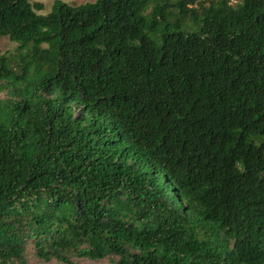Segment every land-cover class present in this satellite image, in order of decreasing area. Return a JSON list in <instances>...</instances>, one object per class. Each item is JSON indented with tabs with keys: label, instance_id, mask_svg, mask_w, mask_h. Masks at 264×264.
<instances>
[{
	"label": "trees",
	"instance_id": "trees-1",
	"mask_svg": "<svg viewBox=\"0 0 264 264\" xmlns=\"http://www.w3.org/2000/svg\"><path fill=\"white\" fill-rule=\"evenodd\" d=\"M234 1L0 0V264H264V0Z\"/></svg>",
	"mask_w": 264,
	"mask_h": 264
},
{
	"label": "rangeland",
	"instance_id": "rangeland-1",
	"mask_svg": "<svg viewBox=\"0 0 264 264\" xmlns=\"http://www.w3.org/2000/svg\"><path fill=\"white\" fill-rule=\"evenodd\" d=\"M56 1L66 3L68 5L78 6L85 3H93L95 0H30L32 4L34 3H41L43 5V8L41 11L37 12L41 15H46L50 13L53 10V5ZM176 0H172V2H175ZM232 4L235 5L236 1L231 0ZM31 46L28 47V49ZM23 54L25 55L27 53V49H24ZM17 50V44L14 42L9 41L8 38L2 37L0 38V55H7V56H17L18 55ZM19 59V55L17 56V60ZM6 97L5 92L0 93V99H3ZM69 263L68 264H115L114 258H105V259H99V260H88L84 258H78L76 256H70L68 257ZM25 264H64L62 262H59L55 259H51L50 261H43L40 260L37 256H35L32 249H28L26 252V255L24 257Z\"/></svg>",
	"mask_w": 264,
	"mask_h": 264
}]
</instances>
